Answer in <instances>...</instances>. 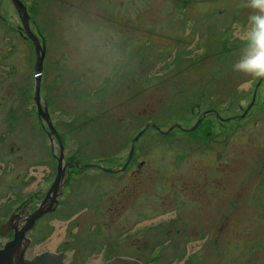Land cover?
<instances>
[{
	"label": "rangeland",
	"instance_id": "obj_1",
	"mask_svg": "<svg viewBox=\"0 0 264 264\" xmlns=\"http://www.w3.org/2000/svg\"><path fill=\"white\" fill-rule=\"evenodd\" d=\"M20 1L70 166L25 260L264 264V0ZM35 66L0 0V229L57 177Z\"/></svg>",
	"mask_w": 264,
	"mask_h": 264
},
{
	"label": "water",
	"instance_id": "obj_2",
	"mask_svg": "<svg viewBox=\"0 0 264 264\" xmlns=\"http://www.w3.org/2000/svg\"><path fill=\"white\" fill-rule=\"evenodd\" d=\"M11 2L15 7V10L17 11V14L22 22L25 35L33 44L36 54V66H35V76H34L35 79L34 100L38 108V116L43 123L44 129L47 131V135L52 144L53 151L55 148L54 147L55 142H57L59 145L60 153L59 156L56 157L57 158L56 161L58 164L57 177L41 206L36 210V212H34L27 219L26 224L25 226H23V228L20 229L13 228L12 220H10L6 226L0 229V236H4L8 234L9 232H12V230L14 231V240L7 243L2 249H0V264H63L61 258L51 254H46L39 258L36 257L31 262L25 260V251L30 242L26 238V235L29 231H31L34 228L35 224L42 217L54 212L58 207V199L61 197L63 193V188L66 184L65 176L68 169H70V166L65 162V149H64L63 141L59 136V134L57 133L47 110L45 109L44 111L42 109L43 99L41 96V80L43 77L42 71H43V62L45 58V50L44 48L41 47L39 40L32 34L30 30L29 27L30 18L27 14V9L25 5L20 0H11ZM248 111L245 113L244 116L248 114ZM178 128L181 129L180 127ZM139 137L134 141V145H133L134 147ZM133 154H134V150H132L131 152V157ZM61 255L62 254H60V256ZM107 264H139V263L129 259L116 258L112 262H109Z\"/></svg>",
	"mask_w": 264,
	"mask_h": 264
},
{
	"label": "flooded vegetation",
	"instance_id": "obj_3",
	"mask_svg": "<svg viewBox=\"0 0 264 264\" xmlns=\"http://www.w3.org/2000/svg\"><path fill=\"white\" fill-rule=\"evenodd\" d=\"M15 8V7H14ZM264 83V79L261 80V84ZM38 109V108H37ZM38 114V113H37ZM51 119V117H50ZM52 121V120H51ZM42 122V121H41ZM43 125V123H42ZM44 128V127H43ZM45 131V129H44ZM48 136V135H47ZM50 141V139H49ZM51 143V142H50ZM53 151V149H52ZM56 156H55V161H56ZM69 171H67L66 173V176H65V180H66V183H67V179L69 178ZM113 173V172H112ZM56 179V178H55ZM55 179L52 181L53 183L55 182ZM53 183L50 185L49 189L47 191H44L43 193H41L43 190L42 188H37L36 191L29 197L27 198V200H24L23 202H21L19 205H17L11 215L8 217V220L7 222H9L10 220H12V227L13 228H23V226H25L26 224V221L27 219L34 213L36 212V210L41 206V204L43 203V201L45 200L48 192L50 191ZM66 186V184H65ZM65 186L63 188V193L61 195V197L58 199V203H60V199L63 198V195H64V189H65ZM50 215V214H49ZM47 215H45L44 217H46ZM44 217H42L41 219H43ZM40 219V220H41ZM39 220V222H40ZM7 236H11V238L14 237V232H10L7 234ZM28 248H30V244H28L27 246ZM28 248H26V251H25V254L28 250ZM46 254H51V255H55V256H58L59 258H63V256L61 255H58L57 252L55 251H49V252H39L37 255H35L34 257H42L43 255H46ZM62 263H63V260H62Z\"/></svg>",
	"mask_w": 264,
	"mask_h": 264
},
{
	"label": "bare ground",
	"instance_id": "obj_4",
	"mask_svg": "<svg viewBox=\"0 0 264 264\" xmlns=\"http://www.w3.org/2000/svg\"><path fill=\"white\" fill-rule=\"evenodd\" d=\"M214 131V130H213ZM215 132H217V131H215Z\"/></svg>",
	"mask_w": 264,
	"mask_h": 264
}]
</instances>
